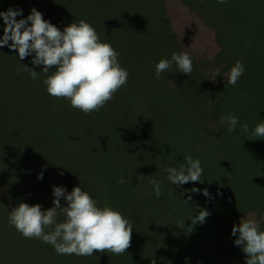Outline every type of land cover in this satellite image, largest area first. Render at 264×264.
Wrapping results in <instances>:
<instances>
[{
	"label": "rangeland",
	"instance_id": "374dc122",
	"mask_svg": "<svg viewBox=\"0 0 264 264\" xmlns=\"http://www.w3.org/2000/svg\"><path fill=\"white\" fill-rule=\"evenodd\" d=\"M236 1L0 0V11L19 8L20 19L36 8L61 30L71 22L86 20L102 41L120 53L119 63L129 73L127 84L115 94L121 100L114 96L99 112L85 115L68 100L51 97L42 83L43 74L38 80L25 71L18 74L22 64L41 71L31 63V56L20 60L7 46L0 47V194H6L2 195L4 205L38 203L47 209L52 206L53 186L70 192L77 184L50 179L49 185L39 186L32 180L30 168L45 159L47 151L49 161H59L53 164L56 170L50 168L54 174L72 178L87 174L79 187L98 206L108 205L134 221L127 253L74 255L85 257L82 263L151 264L155 259L156 264H245L246 255L239 246L237 258H228L225 242L242 217L254 218L264 231V199L258 200L262 208L242 202L250 182L251 190L264 185V172L258 174L254 167L256 151H264V139H252L250 134L264 121V85H251L252 70L243 60L249 64L252 61L243 53L251 55L264 75V0H240L242 18L230 7ZM3 24L0 18V36ZM221 35L229 41L241 38L236 42V59L232 60V47ZM182 51L191 54L193 72L186 76L173 64L170 72L157 80L154 62ZM209 56L214 59L210 61ZM236 60L243 62L245 72L235 86L226 85L224 79ZM217 73L220 75L212 79ZM227 114L238 116L240 124L247 123L249 133L239 129L229 132L219 122V117ZM66 126L76 130L75 137L64 133L70 131L63 129ZM120 134V142H114ZM61 138L65 146L60 144ZM146 140L152 145H143ZM162 148L170 150V157L190 155L207 163L208 169L217 167L215 173L208 174L211 187V179L203 178L209 197L200 191L191 193L188 200L185 190H203L200 182L177 187L166 179L156 161ZM85 150L91 152L84 154ZM87 154L94 160L85 159ZM153 160L156 162L151 165ZM121 178L130 179L131 184H121ZM152 179L163 181L159 198L154 193L143 195L153 192ZM111 190L116 192V200ZM233 207L237 210L232 224L221 211ZM199 209L210 215L189 233L186 228ZM180 220H184L183 229L176 225ZM0 226H7L14 241L29 243L6 218L0 220ZM0 236L4 240L5 235L0 232Z\"/></svg>",
	"mask_w": 264,
	"mask_h": 264
},
{
	"label": "clouds",
	"instance_id": "9594fccd",
	"mask_svg": "<svg viewBox=\"0 0 264 264\" xmlns=\"http://www.w3.org/2000/svg\"><path fill=\"white\" fill-rule=\"evenodd\" d=\"M217 2L224 4L227 0ZM18 16H22L19 8L0 11L4 22L0 47L7 46L17 53L20 60L31 56V63L41 67V71L22 64L18 74L20 71L28 72L32 80L40 79L43 74L42 83L51 97L68 100L74 109L88 115L99 112L127 84L129 73L119 63L120 53L111 43L102 41L86 20L71 22L61 30L36 8H32L26 18L17 19ZM207 59L212 61L214 57ZM173 64L186 76L193 72L191 54L187 51L173 52L170 59L161 58L154 62L155 78L161 79L163 73L170 72ZM244 72L243 62L236 60L226 74L225 84L235 86ZM217 75L220 74L212 79ZM219 122L226 125L229 132L239 129L241 133H249L248 124H240L235 114L221 115ZM250 134L252 139H264V121L257 123ZM184 161L179 166L166 167V179L177 187L189 182H203L204 170L199 158L186 155ZM42 178V173L38 174V179ZM119 182L131 184L130 179L124 178ZM149 183L153 192L143 195L154 193L159 198L163 181L152 179ZM185 191L189 192L188 200H191L193 192L202 191L204 196H210L207 189L193 187ZM52 194V206L47 209L38 203H18L9 211V224L26 239L50 244L58 255L90 257L95 253H127L131 246L132 219L108 205L98 206L96 200L79 186H74L70 192L62 186H53ZM209 215L206 209H199L186 231L191 233L194 226L203 224ZM59 217L63 220H58ZM176 225L185 228L184 220ZM231 234L236 237L234 244L246 255L245 264H264V231L260 230L254 218L242 217L238 226H232ZM151 264H156L155 259Z\"/></svg>",
	"mask_w": 264,
	"mask_h": 264
},
{
	"label": "trees",
	"instance_id": "16d2710c",
	"mask_svg": "<svg viewBox=\"0 0 264 264\" xmlns=\"http://www.w3.org/2000/svg\"><path fill=\"white\" fill-rule=\"evenodd\" d=\"M240 6H241V4H240V0H239V2L236 1V2L232 3V5L230 7L232 8L233 13L236 14L237 12H239L240 17H241ZM1 32H3V27L1 28ZM217 34L220 35L219 33H217ZM220 37H222V39H224L225 44L227 46H231L232 47V52L231 53H232V56H234L232 60H234V58L236 59V55L238 54L237 53V49H236V42L239 43V41H241V38L240 39H235L234 41H229L230 39H227V38L223 37L222 35ZM245 52H249V50L246 49ZM243 55H245L246 57H248V59H250L252 61L249 64H247V61L243 57V60H244L245 64L248 66V68L250 70H252L251 74L253 75V77L251 79V81H252L251 85L257 84L259 87L261 85H264L263 72H260V70H258V67L255 66V63H257L255 61V59H251L250 58L251 55L249 56V54L243 53ZM200 64H201V62H200ZM245 81H247V80H245ZM248 84H249V82L245 83V85H246V89L245 90H248ZM116 98H118V97H116ZM119 100H121V99H119ZM258 112H260V111H258ZM251 122L252 123H250V126H253L254 122L253 121H251ZM96 127L98 128V125H96ZM63 129L66 130V129H70V128H68L66 126V127H63ZM75 132H76V130H72L71 131V129H70V131L64 132V133L68 137H70V136L75 137L74 136ZM98 135H100V134H98ZM121 136H122V134H120L119 137L116 135L115 136L116 139L114 140V142L115 141L116 142H120L118 140V138H121ZM36 143L37 142L34 140V144H36ZM38 143H41V142H38ZM44 143L48 144L49 141L47 140ZM60 144L62 146H65L66 142L61 138ZM143 145H152V143L149 140H146V142H144ZM35 146H37V144ZM171 148H173V147H170V149ZM250 149H251V147H249L248 152L250 151ZM95 150H97V149H95ZM169 151L170 150H165V149L162 148L161 152L158 154V156L156 158V161H158V163H159L158 167L162 166L161 167L162 172H165L163 169H165L168 166H179L180 164L185 163L184 159H182L180 157V154L170 157ZM179 151L182 153L181 148H180ZM90 152H91V150H85L83 153L86 154V153H90ZM45 155H46L45 159H42V160L38 161V163L36 164L35 167L32 166V168H30V172H31L30 176H32L31 178H32L33 181H35V183L37 181V185L40 186L41 183L43 185L44 184L47 185L48 184L47 182L50 179H52L51 182H54L55 179H57V180H60L61 182H64V181H68L69 182L70 181V184H72V185L75 184V182H76L77 184L74 185V186H79L78 185V184H80V180L79 179H82L83 182L87 180V178H85V176H87V174H85L83 176H78V177L74 176V178H72V176H68L65 173L54 174L55 172L53 173V170H50V168L52 167L54 170H56V166H53V164L58 165L59 161H56V162L53 161V160L49 161L47 159V157H48L47 156V151H46ZM82 157L83 156H81V155L79 156V158H82ZM254 157H255L254 167L256 169V172L258 174L263 173L264 172V151L261 150V149L257 150L256 151V155ZM84 158L85 159L94 160L93 156H89V154L85 155ZM167 158H169V159L166 161ZM154 161L155 160H153V162H151L152 163L151 165H153L156 162V161L155 162ZM201 166H202V168L204 170L202 179L203 178H210V177H208V174H212V173L216 172V168L217 167H215L214 170H211V169H208L207 163L206 164L202 163ZM41 173L43 175V178L42 179H38L37 175L41 174ZM158 174L161 176L160 170H159ZM11 177L15 178L14 176H11ZM210 179H211V181H210V187H211L213 182H212V178H210ZM257 179H259V178H257ZM189 184H191V183L189 182ZM252 184L253 183L250 182L249 186L245 189L246 196L244 197L242 202L244 203V205L246 203H252V204H254L255 207H257V206L260 207L258 205V200L264 199V185L262 184L260 187L256 186L257 187L256 189L251 190L250 186ZM200 185L203 186L204 189H207L203 185L202 182H200ZM188 186L190 188V185H188ZM69 187H70V185H69ZM115 193L116 192L111 190V197H112V199L116 200V198H115L116 196H114ZM2 195L4 196L6 194L3 193ZM2 195L0 194V220H2L3 218H6V221H7L8 220L7 216L9 214V211H11V209L13 207L9 208L7 205H4V203H5L4 199L5 198ZM61 203L64 204L65 202L61 201ZM234 203H235L234 206L238 205L236 202H234ZM217 208H221V206H219V204H218ZM260 208H262V207H260ZM260 208H256V209H260ZM234 210L236 211L237 208L233 207V209L229 208L227 210H223L222 209V211H221V212H223L224 216H227V218L230 219L232 224L234 223L233 222V218H232V217H234V213H235ZM3 215L5 217H3ZM58 220L62 221L63 217H59ZM6 228H7V226H5V227L4 226H0V232L5 235L4 236V240H3V237L0 239V264H84V262L82 263V259H84L85 257H80V259H78L79 257H76L74 255H58L55 252L54 248L50 244H45L43 242L37 244V242L34 241V239L27 240V241H29V243H27V244L24 243V242H21V241H17V239L14 241V237L9 232L10 230H7ZM229 238H230V240H233V241H230ZM226 239L228 240L227 242H225L226 253L228 254L227 255L228 258H229V256L230 257H236L238 255V253H239V251H238L239 248H238L237 245L234 244V240L236 239V237L231 234V230L229 232L228 238H226ZM228 242H231V244H232L231 247H230L229 244H227ZM84 260H86V259H84ZM86 264H88V263H86Z\"/></svg>",
	"mask_w": 264,
	"mask_h": 264
}]
</instances>
